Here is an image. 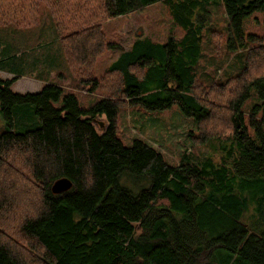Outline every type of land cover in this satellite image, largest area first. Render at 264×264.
Segmentation results:
<instances>
[{
	"label": "trees",
	"instance_id": "trees-1",
	"mask_svg": "<svg viewBox=\"0 0 264 264\" xmlns=\"http://www.w3.org/2000/svg\"><path fill=\"white\" fill-rule=\"evenodd\" d=\"M40 1L0 0V26L33 25ZM49 1L57 16L70 17L62 29L54 24V38L80 88L109 95L84 107L60 84L18 92L17 76H0L9 127L0 135V264H264V116L252 112V133L243 110L252 87L264 85V36L245 30L264 0H222L224 49L239 52L242 70L211 84L198 72L211 0ZM160 1L184 27L183 39L137 38L97 77L98 56L119 46L105 39L102 20ZM25 104L41 126L16 132L14 109ZM123 105H177L195 121V143L228 136L232 148L219 162L203 155L172 165L148 141L124 144ZM61 177L73 185L53 193Z\"/></svg>",
	"mask_w": 264,
	"mask_h": 264
},
{
	"label": "rangeland",
	"instance_id": "rangeland-1",
	"mask_svg": "<svg viewBox=\"0 0 264 264\" xmlns=\"http://www.w3.org/2000/svg\"><path fill=\"white\" fill-rule=\"evenodd\" d=\"M209 4L212 13L206 22L208 28L203 34V59L199 64L198 72L203 81L211 84L218 79H226L230 75L240 73L242 58L238 56L239 52L230 54L224 49L228 18L224 12L222 0H211ZM51 6L52 3L49 0H41L36 7L37 12L33 14L34 24L31 26H0V76L7 79L9 78L7 72L14 71L20 75L26 74L48 80L47 83L59 82L65 94L73 92L77 95L81 106L94 105L109 94L101 89L94 92L82 90L65 58L56 60L57 56L59 57L57 49L61 48L55 42L54 31L59 32V30L54 24H58L62 29L67 22L69 25L70 17L64 15L65 17L61 19L56 15L55 8ZM170 10L168 2L160 1L129 14L103 19L101 27L105 39L119 46L108 48L98 56L95 66L97 77H101L124 50L130 49L137 38H149L158 43H168L171 37L177 41L182 40L186 31L173 18ZM245 30L264 36V11L256 12L246 18ZM261 56L264 57L263 54ZM255 60L252 58L250 61ZM255 71L256 69L250 65L247 75H254ZM32 83L33 85H29L26 81H22L18 87H21L23 91H17L37 92L33 88L35 82ZM54 104L59 107L62 105V100ZM124 106L118 118V136L124 144L131 146L136 138L148 141L158 148L172 165L179 164L183 159L200 158L203 155L213 156L215 161L219 162L221 155L227 154L232 148V144H229L230 138L226 139L228 136L206 144L195 143L192 137L197 133L195 121L177 105L165 110H149L144 106ZM243 110L244 122L254 133L250 116L254 110L256 118L262 119L264 116V85L252 87ZM105 124V116L96 118V125L100 130L105 127ZM40 126L41 121L34 109L27 105L15 107L12 130L25 132ZM7 129L9 127L0 111V135ZM233 158L234 156L231 157L232 160Z\"/></svg>",
	"mask_w": 264,
	"mask_h": 264
},
{
	"label": "crops",
	"instance_id": "crops-1",
	"mask_svg": "<svg viewBox=\"0 0 264 264\" xmlns=\"http://www.w3.org/2000/svg\"><path fill=\"white\" fill-rule=\"evenodd\" d=\"M55 42H57L58 45L60 46V43H59V40L58 39H56ZM57 52L59 53V57L57 56L56 60L62 59L63 57L65 58V56H64V54H63V52H62L61 49H59V50L57 49ZM50 53H52V52H50ZM65 61H66V58H65ZM66 63H67V61H66ZM7 75H9L8 76L9 78L16 77V76L18 77L17 80L12 85V88L15 91H17V90L23 91L21 87H18L19 84L22 81H26L29 85H33L32 82H35V84L33 86V88H35V91H39L43 87V85L45 83H47V81H48V80H44V79H39L38 77L36 78L34 76L26 75V74H21L20 75V74H17L16 72H14V71L7 72ZM60 75H63V74H60ZM37 83L39 84L38 86H37ZM56 83L62 85L59 82H56ZM26 91L27 92H32L31 90H24V92H26Z\"/></svg>",
	"mask_w": 264,
	"mask_h": 264
},
{
	"label": "water",
	"instance_id": "water-1",
	"mask_svg": "<svg viewBox=\"0 0 264 264\" xmlns=\"http://www.w3.org/2000/svg\"><path fill=\"white\" fill-rule=\"evenodd\" d=\"M238 118H239V115H237V123L238 125H240ZM100 124L103 126V122H101ZM72 185H73V182L71 181L70 178L61 177L54 181L52 185V191L53 193H62V192L68 191L72 187Z\"/></svg>",
	"mask_w": 264,
	"mask_h": 264
}]
</instances>
